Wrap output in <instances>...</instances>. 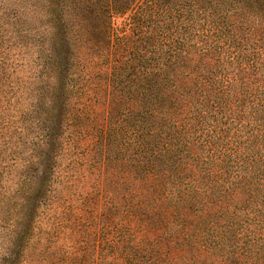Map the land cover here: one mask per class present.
I'll use <instances>...</instances> for the list:
<instances>
[{"label":"trees","instance_id":"trees-1","mask_svg":"<svg viewBox=\"0 0 264 264\" xmlns=\"http://www.w3.org/2000/svg\"><path fill=\"white\" fill-rule=\"evenodd\" d=\"M6 1L0 42L27 36L50 103L0 109V264H264V0H41L34 37ZM86 44L111 66L102 137L127 190L104 248L62 256L38 224Z\"/></svg>","mask_w":264,"mask_h":264},{"label":"rangeland","instance_id":"rangeland-1","mask_svg":"<svg viewBox=\"0 0 264 264\" xmlns=\"http://www.w3.org/2000/svg\"><path fill=\"white\" fill-rule=\"evenodd\" d=\"M42 3L41 0L6 1L9 8H19L18 13L24 18L25 26L31 29L30 37L46 33V19L40 15ZM124 21V17L115 18L116 24L123 25ZM4 28L7 29L8 25ZM124 30L128 32V27H124ZM5 37L7 40L0 42L6 60L0 77V109L47 107L50 101L38 98V90L31 83L38 60L37 53L33 54L32 50L24 46L27 36L21 35L19 31L15 32V26H9ZM7 44L10 47L6 50ZM89 46L83 47L81 56L85 57V54L87 58L91 57V61L83 70L81 65L77 67L78 82L82 86L83 94L77 93L72 97L71 117L52 177L55 201L46 207V214L38 224L41 235H51L54 240L59 241V246L62 242L67 245L62 248V256L67 250L80 256L96 253V250L104 248L106 239L111 235L109 224L114 217L115 206L120 208L117 204L124 201L123 194L127 190L126 185L119 184L125 172L119 175L114 168V163L119 159L115 158L113 150L108 151L105 148L102 137L108 123L109 100L112 94L111 66L106 61H101L102 56H98L96 49L86 53L90 51ZM88 72H91L89 78L85 76ZM53 108L57 116L59 103ZM1 121L2 119L0 148L7 150L2 154L11 160L12 156L8 155L11 149L4 142L6 128ZM15 171L17 170L13 169L12 172ZM117 194L119 196L116 199ZM28 211L29 207L26 212Z\"/></svg>","mask_w":264,"mask_h":264}]
</instances>
